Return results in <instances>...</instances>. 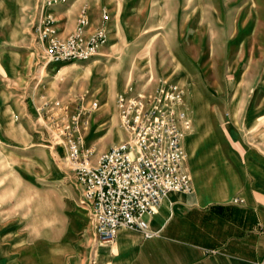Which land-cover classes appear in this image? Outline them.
Here are the masks:
<instances>
[{"label":"rangeland","instance_id":"obj_1","mask_svg":"<svg viewBox=\"0 0 264 264\" xmlns=\"http://www.w3.org/2000/svg\"><path fill=\"white\" fill-rule=\"evenodd\" d=\"M82 16L88 38L106 34L100 54L48 63ZM121 97L185 113L193 189L188 144L259 147L264 0H0V264H44L76 216L93 222L68 145L95 165L129 141Z\"/></svg>","mask_w":264,"mask_h":264},{"label":"crops","instance_id":"obj_2","mask_svg":"<svg viewBox=\"0 0 264 264\" xmlns=\"http://www.w3.org/2000/svg\"><path fill=\"white\" fill-rule=\"evenodd\" d=\"M213 141L207 154L187 145L194 189L169 194L146 216L151 237L125 228L114 242L100 243L93 222L76 216L67 240L44 264H260L264 142L241 153Z\"/></svg>","mask_w":264,"mask_h":264},{"label":"built area","instance_id":"obj_3","mask_svg":"<svg viewBox=\"0 0 264 264\" xmlns=\"http://www.w3.org/2000/svg\"><path fill=\"white\" fill-rule=\"evenodd\" d=\"M88 25L82 16L76 31L58 41L60 49L48 51L47 62L87 61L99 55L106 34L96 32L88 38ZM166 97L175 101L177 96ZM119 103L124 126L131 133L129 141L112 147L95 165L90 152H82L75 141L68 145L82 200L90 207L100 243L114 242L125 228L151 237L146 216L154 214L169 194L193 191L184 168L182 125L189 124L185 113L158 101L146 106L137 97H121Z\"/></svg>","mask_w":264,"mask_h":264}]
</instances>
